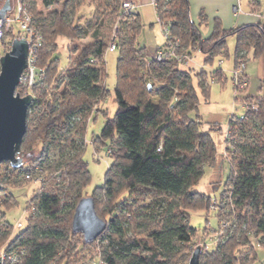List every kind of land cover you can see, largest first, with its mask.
Instances as JSON below:
<instances>
[{
    "label": "trees",
    "instance_id": "trees-1",
    "mask_svg": "<svg viewBox=\"0 0 264 264\" xmlns=\"http://www.w3.org/2000/svg\"><path fill=\"white\" fill-rule=\"evenodd\" d=\"M23 1L41 38L36 64L45 71L31 89L20 147L27 154L37 142L42 144L35 164L25 166L23 172L40 174L42 180L30 197L32 215L27 225L9 238L12 224L6 221V227H0V243L8 240L0 251H22L18 264H69L77 245L100 241L103 250L94 257L107 264H187L197 234L189 223V211L205 215L217 206L215 216H221L224 203L238 226L228 243L212 249L204 246L200 264H236L233 247L247 245L250 230L264 245V94L251 102L255 109L250 103L243 117L228 119L227 140L233 144L227 146L232 159L225 182L230 185L225 188L227 200L212 202V195L195 189L205 167L216 160L211 130L220 128L202 119L198 89L206 99L209 76L224 80L221 65H212L217 55H227L228 35L235 37L234 65L248 56L264 57V24L225 30L216 22L211 33L203 36L190 18L189 0H155L157 16L168 21L171 38L178 39L175 54L199 50L204 55L208 68L195 71L182 66L176 56L163 60L147 56L138 40L139 17L122 8L121 0H90L94 11L83 22L76 14L82 0H42L50 8L45 14L36 9L34 0H28L30 6ZM5 35L12 39L20 34L9 28ZM59 36L68 40L63 68L55 55ZM112 40L118 49L116 109L109 117L101 103L108 93L103 82L104 55ZM93 113L104 116L100 131L92 136L93 145L104 147L109 163L103 183L89 195L106 225L94 240L85 242L72 231L71 220L91 177L84 138ZM9 167L12 176L22 172L24 165ZM76 234L81 235L78 242H74Z\"/></svg>",
    "mask_w": 264,
    "mask_h": 264
},
{
    "label": "rangeland",
    "instance_id": "rangeland-1",
    "mask_svg": "<svg viewBox=\"0 0 264 264\" xmlns=\"http://www.w3.org/2000/svg\"><path fill=\"white\" fill-rule=\"evenodd\" d=\"M4 1L5 0H0V6L4 3ZM13 1L14 0H11L12 3L10 10L13 9ZM34 1L36 4V9L41 10L44 14L47 13V11L50 9L43 5L42 0ZM59 1L62 2L64 0ZM25 2L28 6H30L28 0H25ZM94 7V4L91 3L90 0H82L80 5L76 9L78 19L82 20L83 22L85 19L90 17L93 14ZM59 8L61 9V6H59ZM17 26L18 24H14L11 27L13 33L20 34L14 37L23 36V32L20 30L18 31ZM1 30L3 33L4 30ZM159 37L163 38L164 44L165 39L161 32ZM151 38L152 35L150 33H147L145 29H143L142 34L140 32L138 36L140 45H146L145 53L147 54V56H151L153 53H150L151 46L148 44V41ZM0 39V55H2L5 51L9 50L12 39L10 38V35L2 36V34ZM57 42L58 48L55 55L59 57L60 67L63 68L67 65L68 40L63 36H59L57 38ZM149 43L153 46L152 40ZM234 46L235 37L233 35H228L225 41V49L227 51V55L219 54L213 61L212 66L215 67L216 64H218V60L222 59L221 68L224 71L225 77H223L222 79L224 80L220 81L215 78L216 76H209L210 81L212 82H209L210 87L208 97L206 99L202 96L200 90L198 89V109L199 113L202 116V119L205 121H214L220 126V128L214 127V129L211 130L217 148L216 160L212 166L205 167L203 176L195 186V189L204 191L209 195H212V202H217L219 200L225 202L229 194V192H227L225 188L230 185H225V182L227 180V176L229 175V164L232 162V159L231 151L230 149H227V146L231 147L233 143L227 140L229 138V132L227 129L228 119L231 115H240L243 117L244 110L247 109V106L250 105L253 100H256V95L264 94V57L261 56L258 58H253L251 56H248L244 59H238V61L244 60L245 62V72L247 74L246 77L248 83L245 87L237 89L236 96H234L235 91L233 90V88L235 86L233 85L232 87L229 73V68L234 63ZM203 56L204 55L199 50H196L192 53V55H187L185 57V61L181 62V65H186L187 67V65L189 64V67H192L193 70L195 69V71L199 70V68L201 67L206 70L208 66L203 64ZM117 57V48L112 51L107 50L104 55L105 74L103 77V82L108 89V93L101 105L102 107L107 108V116L109 117L113 116L116 109L114 87L116 83ZM238 61L235 65L233 64L230 70L236 68V66L240 63ZM205 84H207V80ZM15 91L20 95H25L27 93L32 94V90H30L29 86L25 84L17 85ZM246 95H251L252 97L247 99ZM153 100H156V97H154ZM251 104L256 105L255 103ZM244 105L245 107L243 108L242 106ZM103 122L104 116L102 113H93L90 120L87 122V130L84 138V145H86L84 158L88 162V168L91 175L89 184L85 188V192L87 195L91 193L94 187L99 186L103 183L104 174L107 168V164L109 163V159H107L105 155L104 147H100L99 149L96 146L94 147L92 140V136L96 135L100 131ZM205 127H209V125H205L204 128ZM41 149L42 144L40 142H37L33 150L27 154H24L21 151L20 147L19 154L23 158L22 165H24V167H20L22 172H20L18 175L10 176L11 173H9V162H0V227L5 228L7 224L6 221H9L12 224V228L10 230L8 238L15 235L23 227H25L27 225V222L29 221V217L32 215L30 197L39 189L40 181L26 178L23 175V172L25 166L30 167L35 164L34 158H36L41 153ZM53 153L54 151L50 150L49 157H53ZM222 189L225 190L222 191ZM122 196L123 195H121L120 197ZM214 206L215 204L213 203L211 207ZM216 207L217 206L211 209L212 211L210 210V212L205 213V215L202 213V211H189L191 212L189 216V223L197 229V234L194 237L192 250L196 245L201 246V251L204 246H206V248L208 249L216 248V245L221 246L231 240L232 234L235 232L238 226V220L236 216L233 215V211L230 212L225 203L221 209V216H215L214 211L217 209ZM241 228L246 229V226L242 225ZM80 236V234H76L74 237V242H78ZM248 239L249 243L247 245L237 244L233 247L232 255L235 257V263L264 264V245H262L258 236L256 234L254 235L252 230L248 232ZM7 242V239L1 242L0 247H5ZM103 244L104 243L100 241H93L88 245H77V247L71 252L72 258L69 264H82L89 258L97 256V251L99 249L103 250ZM201 251L200 253H202Z\"/></svg>",
    "mask_w": 264,
    "mask_h": 264
},
{
    "label": "water",
    "instance_id": "water-1",
    "mask_svg": "<svg viewBox=\"0 0 264 264\" xmlns=\"http://www.w3.org/2000/svg\"><path fill=\"white\" fill-rule=\"evenodd\" d=\"M11 3V0H5L0 6V18L11 9ZM28 47L24 36L14 37L9 50L0 55V162L8 161L13 167L23 163L20 145L26 129L27 108L33 97L31 93L20 95L15 91L27 66ZM105 225V220L95 211L92 196H82L72 214V231L81 233L85 242H91ZM200 251L201 246L196 245L187 264H200Z\"/></svg>",
    "mask_w": 264,
    "mask_h": 264
},
{
    "label": "built area",
    "instance_id": "built-area-1",
    "mask_svg": "<svg viewBox=\"0 0 264 264\" xmlns=\"http://www.w3.org/2000/svg\"><path fill=\"white\" fill-rule=\"evenodd\" d=\"M153 3L156 5L155 0ZM122 8L125 10H132L133 4L129 1L121 2ZM12 10L5 11V13L0 18V37L2 34V30H7L12 27L14 24H18V31L23 32V36L26 38L28 42V57H27V66L23 70L19 84H25L29 86V89H32V86L43 79L45 69L36 64V50L41 44V38L37 31L36 26L32 22V14L27 9L23 0H14L12 5ZM240 10L238 2L233 5V12L237 13ZM157 22L159 23L160 30L162 35L164 36V46L157 48L152 55L151 58L155 60H163L168 59L172 56H176V59L179 62L185 61V57L187 55H177L175 54V49L178 42V39H172L170 35V28L168 21H163L157 16ZM116 34V33H115ZM115 41L112 40L108 45V50L115 49ZM240 62L236 68L230 70V82L236 87L233 88L236 93L237 89L241 87H245L247 85V77L245 72V62L244 60H239ZM222 59L218 60V65H221ZM212 82V81H211ZM252 105V104H251ZM243 108L245 107L242 106ZM248 107V106H247ZM252 108L255 109L256 105H252ZM28 179H33L35 181H41L42 177L40 174L37 176H33L31 173H26L24 175ZM22 251H18L15 249H3L0 252L1 264H18L21 258ZM96 257H91L86 260L82 264H107L104 260Z\"/></svg>",
    "mask_w": 264,
    "mask_h": 264
},
{
    "label": "crops",
    "instance_id": "crops-1",
    "mask_svg": "<svg viewBox=\"0 0 264 264\" xmlns=\"http://www.w3.org/2000/svg\"><path fill=\"white\" fill-rule=\"evenodd\" d=\"M121 1H129L133 4L132 11L137 13L141 22V34L145 29L147 33L152 35L148 44L151 46L150 53L154 52L157 47L163 44V38L159 37L161 30L157 22L156 7L153 0ZM236 2H238L240 10L234 13L233 5ZM189 15L195 23L199 24L201 34L208 36L216 22L221 29L225 30L246 23L260 22L264 24V0H189ZM201 16L204 18L203 21H200ZM151 40L153 46L149 43Z\"/></svg>",
    "mask_w": 264,
    "mask_h": 264
},
{
    "label": "flooded vegetation",
    "instance_id": "flooded-vegetation-1",
    "mask_svg": "<svg viewBox=\"0 0 264 264\" xmlns=\"http://www.w3.org/2000/svg\"><path fill=\"white\" fill-rule=\"evenodd\" d=\"M81 234V233H80ZM82 235V234H81Z\"/></svg>",
    "mask_w": 264,
    "mask_h": 264
}]
</instances>
